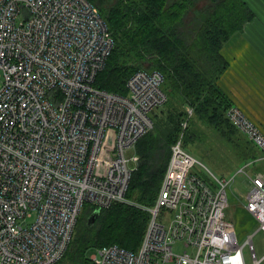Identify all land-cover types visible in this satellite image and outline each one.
Instances as JSON below:
<instances>
[{"label":"built area","instance_id":"built-area-1","mask_svg":"<svg viewBox=\"0 0 264 264\" xmlns=\"http://www.w3.org/2000/svg\"><path fill=\"white\" fill-rule=\"evenodd\" d=\"M113 45L88 0H0V264H56L84 206L129 202L135 143L167 96L158 70L133 72L125 95L95 86ZM226 114L264 159L263 132L236 105ZM199 164L176 140L138 248L99 246L93 264H246L245 245L263 262L226 219L233 177ZM248 176L244 208L264 230V172Z\"/></svg>","mask_w":264,"mask_h":264},{"label":"trees","instance_id":"trees-1","mask_svg":"<svg viewBox=\"0 0 264 264\" xmlns=\"http://www.w3.org/2000/svg\"><path fill=\"white\" fill-rule=\"evenodd\" d=\"M88 1L98 8L114 41L94 85L125 95L126 80L134 71L158 70L167 99L150 112L153 128L135 143L138 163L126 191L129 202L102 209L91 225V212L84 206L56 264H93L89 253L107 244L138 248L150 216L144 207L154 205L171 145L181 134L183 146L196 150L198 131L205 124L233 145L242 161L258 153L247 137L237 136L242 132L226 114L232 100L218 84L228 66L221 52L224 44L256 15L246 0Z\"/></svg>","mask_w":264,"mask_h":264},{"label":"rangeland","instance_id":"rangeland-1","mask_svg":"<svg viewBox=\"0 0 264 264\" xmlns=\"http://www.w3.org/2000/svg\"><path fill=\"white\" fill-rule=\"evenodd\" d=\"M259 15L264 18V14L259 13ZM198 135L200 136V141L197 143L196 150L188 148V150L200 161V164L196 165L197 170L203 174L209 175V173H212L218 178L227 180L233 177L226 187L228 196V204L225 209L226 219L234 225L239 244H243L248 235H252V243L256 255L258 258L262 257L264 255V230H257L258 223L248 212L244 211L245 216H243L237 209L244 205L246 195L252 186L248 174L253 175L257 173L258 170L263 169L264 162L250 160L251 162L245 169L247 173L239 171V168L243 166L246 167L245 164L249 161L247 160L244 162L239 159V156L232 151L233 145L225 141L216 131L205 124L200 127ZM181 136L182 134L179 138H181ZM237 136L243 138V136L246 137V134L243 132L237 133ZM98 247H95L93 251L89 253L91 257ZM174 250L181 251V244L175 245ZM243 256L246 264H252L250 250L247 245L243 247ZM260 264H264V261Z\"/></svg>","mask_w":264,"mask_h":264},{"label":"crops","instance_id":"crops-1","mask_svg":"<svg viewBox=\"0 0 264 264\" xmlns=\"http://www.w3.org/2000/svg\"><path fill=\"white\" fill-rule=\"evenodd\" d=\"M246 2L256 15L224 44L221 52L228 66L218 84L231 98L232 105L240 107L247 117L264 128V18L259 15L264 14V0ZM253 160L264 162L259 150ZM261 171L264 168L258 170ZM237 210L245 216L244 205Z\"/></svg>","mask_w":264,"mask_h":264},{"label":"water","instance_id":"water-1","mask_svg":"<svg viewBox=\"0 0 264 264\" xmlns=\"http://www.w3.org/2000/svg\"><path fill=\"white\" fill-rule=\"evenodd\" d=\"M100 213V209H95L93 210L87 217V222L89 225L93 224L95 219L97 218V216Z\"/></svg>","mask_w":264,"mask_h":264},{"label":"bare ground","instance_id":"bare-ground-1","mask_svg":"<svg viewBox=\"0 0 264 264\" xmlns=\"http://www.w3.org/2000/svg\"><path fill=\"white\" fill-rule=\"evenodd\" d=\"M134 72H135V71H134ZM237 107H238V106H237ZM238 108L242 111V109H241L240 107H238ZM242 112H243V111H242ZM241 168H242V167H241ZM241 168H239V171H243V172H246V173H247V171H245L246 168H242V169H241Z\"/></svg>","mask_w":264,"mask_h":264}]
</instances>
